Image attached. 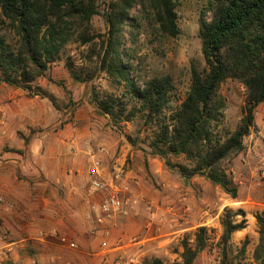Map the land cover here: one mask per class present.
<instances>
[{"label": "rangeland", "instance_id": "obj_1", "mask_svg": "<svg viewBox=\"0 0 264 264\" xmlns=\"http://www.w3.org/2000/svg\"><path fill=\"white\" fill-rule=\"evenodd\" d=\"M175 4L179 29L176 38L158 32L148 9H136L132 34L125 38L131 78L137 86L141 87L157 76L171 78L172 90L164 110L167 118L186 97L191 68L199 73L205 71L198 38L199 17L204 2L176 0ZM105 8L100 5V13ZM104 33V20L95 16L90 23V35L94 36V40L82 46L76 36H72L60 52V61L47 71L51 81H37V85L53 97V102L48 98H30L21 90L0 84V264H108L105 261L110 259V251L115 247H121L126 254L122 258L112 257L114 263L148 264L151 259H159L162 264H173L180 262L181 242L185 240L191 244L200 227L207 229V248L194 264H220L219 221L224 209L232 212L240 210L245 214V228L231 236L226 248L228 264H254L252 256L258 239L254 215L264 210V102L255 110L253 127L243 140V152L223 162L224 169L237 186V198L230 199L218 187L201 178H194L185 184L161 160L148 155L152 132L143 127L140 115L130 122H119L115 128L110 118L98 115L90 103L93 95L103 98L106 94L122 99L127 109L139 105L125 87L113 85L98 69L99 46ZM4 35L10 44L15 43L16 38L10 31H5ZM67 59L74 63L76 69H83V77L89 78L87 83H75L69 78L64 69ZM218 96L224 109L214 134L223 138L239 125L244 87L228 80L220 87ZM17 112L21 115L15 118ZM44 136H60L69 141L68 158H73L75 149L85 154L77 160L69 159L71 164L67 160L58 167L54 158L57 155L48 153L50 146L46 148L44 142H38L42 146L36 148L39 153V167H36L29 159V146L32 140L42 141ZM126 137L134 144H130ZM16 139L23 142L20 150L15 147ZM14 153L23 156L24 167L30 173H37L22 180L23 184L17 189L21 198L16 199L11 197L9 185L1 181L4 172H7L5 166L9 165L6 157L15 158ZM50 156L54 163L51 165L53 172L48 173L51 182H48L47 175L43 173L49 166L44 159ZM96 162L101 169L109 172L114 167L119 169L120 180L114 184L129 199L137 201L127 215L118 214L103 225L96 222L92 210L102 194L90 190L87 177V170ZM171 162L184 161L180 158L171 159ZM60 176L67 180H53V177ZM74 184L84 189L89 200L86 205L77 202L64 207L61 210L63 221L38 219L43 209L57 214L58 199L67 201L69 197H75L77 200L76 194L70 192ZM43 199L47 206H43ZM15 202L20 204V212L24 214L19 223H12L9 219L10 215H16L9 206ZM4 207H9V210L3 212ZM242 220L240 216L235 218L236 222ZM53 229L71 239L76 248L69 250L61 247L56 240L38 237V233ZM4 233L6 243H15L12 251L4 248ZM103 239L109 244L108 252L99 246ZM244 242L245 253L241 256Z\"/></svg>", "mask_w": 264, "mask_h": 264}, {"label": "trees", "instance_id": "obj_2", "mask_svg": "<svg viewBox=\"0 0 264 264\" xmlns=\"http://www.w3.org/2000/svg\"><path fill=\"white\" fill-rule=\"evenodd\" d=\"M176 0H0V84L21 90L28 97L48 98L37 81L46 79L50 66L60 61V52L72 36L84 46L94 40L90 23L101 16L105 33L101 37L98 69L115 86H123L138 106L127 109L120 98L105 94L93 95L90 103L100 116L110 118L111 125L130 122L138 115L143 127L152 132L148 145L151 158L188 184L201 178L218 187L225 195L237 198V186L224 169L223 162L243 152V140L254 124V113L264 102V0H198L203 1L200 12L198 38L205 71H190V85L186 97L168 118L164 110L169 102L172 80L157 76L141 87L131 78L128 64L126 35L132 34L136 9H148L157 30L163 36L176 38ZM100 5L106 8L100 13ZM10 31L16 38L10 44L5 35ZM92 54L93 53L92 51ZM69 78L75 83H87L83 69H76L67 59L64 63ZM231 80L244 87L242 117L236 129L226 137L214 134L222 118L223 102L218 92L222 84ZM130 144L134 142L126 137ZM183 159L172 163L171 159ZM243 220L236 222V217ZM245 214L224 209L219 224L221 236L220 264H228L226 248L234 233L245 228ZM257 244L253 263L264 264V210L254 215ZM207 229L196 230L191 244L183 240L180 262L194 264L207 248ZM245 242L240 254L245 253ZM148 264H162L151 259Z\"/></svg>", "mask_w": 264, "mask_h": 264}, {"label": "crops", "instance_id": "obj_3", "mask_svg": "<svg viewBox=\"0 0 264 264\" xmlns=\"http://www.w3.org/2000/svg\"><path fill=\"white\" fill-rule=\"evenodd\" d=\"M21 113L20 112H17L15 116V118L17 116H20ZM14 118V117H13ZM15 120V119H13ZM14 124V122H13ZM10 126H11V123H10ZM16 149L17 150H20L22 147H23V142L22 140L20 139H16ZM38 142H44V144H46V148L47 146H50L49 147V154L55 156V160H56V163L58 164V167L62 166L63 163H66L67 160H68V163L70 162L69 159L72 161L73 159H78L79 157H81L82 155L81 154H85L84 151H80L78 149H75L73 151V158L69 157L66 155V152H68V148H69V145L67 144L69 141L65 140V139H61L60 136H58V138L55 136H44V139L41 141L40 139H34L32 140V143L31 145L29 146V159H31L32 163L35 164L36 167H39V153L37 151L36 148H38L39 146L41 147L42 145H39ZM50 143H52V145H50ZM43 144V143H42ZM72 153V151H71ZM10 154V153H9ZM11 155V154H10ZM13 155H15L16 157L13 158L11 157L10 159L8 157L7 158V161H8V164L7 166H5V169L7 172H4L5 175L3 177H1V181L2 182H5L6 185H9V192H10V195H12L11 197L16 199V198H21V197H18V187H20V184H23L22 183V180H24L25 178H28V177H32L34 176L35 174H37L36 172H33V173H30L29 170L24 167V159H23V156H21V154H16L14 153ZM46 158V157H45ZM51 158V159H50ZM54 159H52V156L50 157H47L46 159H44V162L45 164H47L49 166V168L45 169V173H43L44 175H47V181L48 182H51L49 181L50 179H48V173H51L53 172V167H51V165H53V162ZM71 164V162H70ZM51 167V168H50ZM65 177H68L66 176L65 174ZM62 178L63 177H59V178H54L53 177V180L56 182H62ZM63 180H67V178H63ZM72 192V194H76L77 196V200L75 197H70L67 199V201H62V200H57V214H54L53 212L50 214V212L46 209H43V211L38 215V219H40L41 221H44L45 219L47 218H51V219H58L60 221H63L64 219V215L63 213L61 212V210L65 207H68V206H72L73 204L79 202L84 205H86V203H88V198L86 199V196H85V191L84 189L81 188V186L79 187L78 185L74 184L73 188L70 189ZM26 193V192H25ZM43 206H47V202L43 199ZM13 206L10 204L9 206L11 207V210L14 209L13 213L16 214V215H10L9 216V219H12V223H16L18 222L19 223V220H21L20 218H22V216L24 215L21 211V206L20 204L18 203H12ZM15 207V208H13ZM8 211L9 209H4L3 212L5 211ZM59 213V214H58ZM48 216V217H46ZM17 225V224H16ZM15 224H13V226L15 227L16 226ZM10 227L9 228H13L11 227L12 225H9ZM20 225H18L19 227ZM17 227V226H16ZM11 230V229H10ZM4 248H7L8 250H11L14 248L15 246V243L11 242V243H7V244H4ZM109 251V250H108ZM106 251V252H108ZM112 253H110V259L106 260V262L108 264H113L114 261L112 259V257L116 256H120L121 258L124 256L123 254H126L124 253L123 249H121V247H115L114 249H112V251H110ZM131 257V256H130Z\"/></svg>", "mask_w": 264, "mask_h": 264}, {"label": "built area", "instance_id": "obj_4", "mask_svg": "<svg viewBox=\"0 0 264 264\" xmlns=\"http://www.w3.org/2000/svg\"><path fill=\"white\" fill-rule=\"evenodd\" d=\"M120 174V170L116 167H114L111 172L101 169L98 162L94 163L92 168L87 170L90 190L94 193L102 194L101 200L92 206V210L96 215V222L99 225L108 224L109 221L118 214L124 216L127 215L129 209L137 203V201L129 199L125 195V192L123 193L122 191H119L114 184V182H118L120 180ZM1 202L2 200L0 199V203ZM8 208L9 207H4V209ZM106 235L107 233L105 234V237ZM38 237L40 239L46 238L56 240L61 247L69 250H74L76 248L75 243L71 239L59 235L55 229L50 230L47 233L40 232L38 233ZM5 239L6 233L3 235L2 243L7 244ZM99 246L104 251L109 249V244L106 239L101 240ZM113 264L122 263L117 261Z\"/></svg>", "mask_w": 264, "mask_h": 264}]
</instances>
